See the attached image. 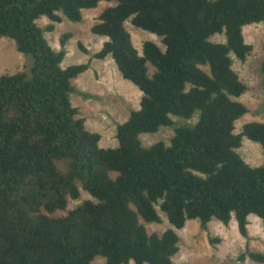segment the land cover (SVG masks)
<instances>
[{
  "label": "trees",
  "instance_id": "1",
  "mask_svg": "<svg viewBox=\"0 0 264 264\" xmlns=\"http://www.w3.org/2000/svg\"><path fill=\"white\" fill-rule=\"evenodd\" d=\"M100 3L114 6L91 28L106 39L93 59L111 56L142 94L139 110L117 129L118 146L108 149L71 103L72 81L90 62L63 69L72 34L59 51L45 38L62 22L59 13L79 23ZM41 18L51 24L38 27ZM127 22L158 36L165 51L144 43L141 55ZM255 24L264 25V0H0V38L33 59L30 70L0 78V264H93L99 257L174 264L177 231L189 221L208 231L211 221L229 226L234 218L248 239L254 216L264 232V166L238 153L244 138L264 149V123L235 134L248 113L238 101L247 88L231 58L246 61L252 47L243 28ZM215 35L225 42L212 43ZM161 128L174 130L170 145L144 147L140 136ZM81 190L95 202L53 216ZM158 210L171 228L149 235L141 221L160 223ZM246 258L264 264L262 253L246 251Z\"/></svg>",
  "mask_w": 264,
  "mask_h": 264
},
{
  "label": "rangeland",
  "instance_id": "2",
  "mask_svg": "<svg viewBox=\"0 0 264 264\" xmlns=\"http://www.w3.org/2000/svg\"><path fill=\"white\" fill-rule=\"evenodd\" d=\"M111 6L114 4L100 3L96 9L84 10L83 19L79 23H73L59 13L62 22L55 24L52 33L45 34L48 44L55 51L61 49V38L65 34H72V38L65 46L67 55L61 65L63 69L90 62V69L72 81L75 92L71 94V103L79 110L80 117L85 120L86 129L100 135V147L104 149L118 146L117 129L128 120L132 111L139 110L142 97L132 83L121 77L111 56L102 61L93 59V56L102 49L106 39L93 35L91 28L96 24L101 13ZM36 24L44 29L51 22L41 18ZM125 28L131 36L134 47L141 55L144 43H152L165 51L166 48L158 36L134 27L131 22L125 23ZM243 36L245 43L252 47L250 55L245 62L238 60L234 55H231V58L233 70L247 88L238 101L247 107L248 113L236 122L235 134H240L246 124L264 123V73L262 72L264 25L245 26ZM210 41L224 43L225 36L215 35ZM79 45H83L88 54L82 52ZM32 66V57L20 53L14 41L5 37L0 38V78L26 72ZM153 73L154 69L149 65V75L152 76ZM173 120L178 122L176 118ZM196 121L197 118L192 122ZM173 136L172 128H161L155 134L141 135L140 140L144 147H151L157 143L170 145ZM238 153L250 166H264V149L259 144L244 138ZM86 201L95 202V199L81 190V197L78 200H69L66 211L57 212L53 216H65ZM158 213L161 218L160 223L146 224L141 221L149 235L160 236L171 228L166 216L160 210ZM177 234L180 238V250L173 258L174 264H258L249 258L241 261L240 257L246 251L264 254L262 223L254 216L249 217L248 239H244L239 234L234 218L229 226L213 220L208 226V231H203L199 222L192 220L183 230L177 231ZM210 238L218 239L219 242L212 244ZM105 263V259L100 257L93 262V264Z\"/></svg>",
  "mask_w": 264,
  "mask_h": 264
}]
</instances>
